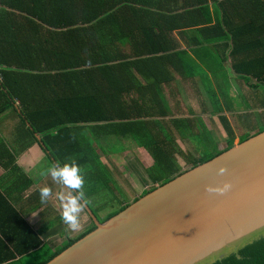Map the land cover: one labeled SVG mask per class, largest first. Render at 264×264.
Listing matches in <instances>:
<instances>
[{
  "label": "trees",
  "instance_id": "16d2710c",
  "mask_svg": "<svg viewBox=\"0 0 264 264\" xmlns=\"http://www.w3.org/2000/svg\"><path fill=\"white\" fill-rule=\"evenodd\" d=\"M171 1L0 0V114L16 111L24 127L31 124L28 131L43 135V144L55 161H76L90 201L95 190L103 188L128 196L103 162L102 140L121 138L147 153L151 165L145 169L154 184L143 195L236 142L234 126L224 115L220 100L228 95L225 83L219 84L215 73V88L199 61L212 72L211 64L199 59L198 52L195 57L180 50V44L168 37L169 32L187 33L194 28L192 24L199 23L198 14L208 9L207 0H198L204 5L201 9H192L193 0ZM154 6L165 7L156 10ZM228 20L225 17L223 22L198 29L204 35L195 41L190 35L194 46L225 42L226 57L221 64L229 59L233 78L249 91L264 95V13H254L248 24L241 23L244 18L239 14ZM176 72L185 79L200 78L213 110L201 92L194 93L200 112L207 116L197 115L203 119L199 125L215 115L227 136L223 149H219L217 139L204 136V129L199 133L190 115L177 117L167 89L170 86L176 95L180 93L173 84ZM186 131L190 132L188 140L200 136L194 153L180 147L179 141L187 140L182 137L188 136ZM263 131L264 127L253 135ZM210 147L215 150L210 151ZM94 183L99 186L94 187ZM119 203L120 209L103 222L131 204ZM14 211L23 225L8 239L13 244L20 237L26 244L24 250L9 253L7 264H47L96 228L93 221L87 232L58 250L44 248L39 252L44 246L41 236ZM43 252L47 253L42 256ZM30 255L34 259H27ZM213 264H264V236L241 248L238 255L232 253Z\"/></svg>",
  "mask_w": 264,
  "mask_h": 264
},
{
  "label": "water",
  "instance_id": "95a60500",
  "mask_svg": "<svg viewBox=\"0 0 264 264\" xmlns=\"http://www.w3.org/2000/svg\"><path fill=\"white\" fill-rule=\"evenodd\" d=\"M85 209L96 228L47 264H213L238 255L264 236V131L105 222L89 203Z\"/></svg>",
  "mask_w": 264,
  "mask_h": 264
},
{
  "label": "crops",
  "instance_id": "0c3cea01",
  "mask_svg": "<svg viewBox=\"0 0 264 264\" xmlns=\"http://www.w3.org/2000/svg\"><path fill=\"white\" fill-rule=\"evenodd\" d=\"M154 1L157 3L165 2V0ZM169 1L172 2L171 0ZM179 1L181 3L182 0ZM205 3L208 9L205 13L198 14L199 23L192 24L194 28H190L187 33L179 30L174 31V34L169 32L168 37L172 38L175 44H180V50L189 51L195 57L196 52H198L199 59L211 64V70H214L212 72L199 61L202 67L201 71L207 78L209 77L208 80L216 88L214 84L215 73L221 74L226 71L225 74L227 75H235L229 59L221 64L225 60L224 57H226V49L222 47L225 42H216L198 47L194 46L190 35L194 36L193 39L195 41L204 35V33L199 32L200 29L211 27L217 22H223L225 17L227 20H233L234 15L238 14L244 18L241 23L248 24L251 21L249 20L250 17L254 13H264V0H207ZM192 5V9L204 7L198 0H193ZM164 7L154 6L156 10H161ZM228 21L230 22L231 20ZM222 26L225 27V24L223 23ZM176 77L177 80L173 84L179 88L180 93L176 95L171 91L170 86L167 89H170L172 100L175 101V103L172 102V105L177 109L176 112L178 111L177 117L182 116L184 118L183 110L185 107L180 96L185 93V90H188L193 95L195 92L204 94L202 90L204 86L200 78H196V80L185 79L178 72H176ZM139 79L144 81L141 77ZM204 98L208 108L212 111L213 108L208 97L204 95ZM196 107L198 106L195 102L192 104V110L187 107L188 113L192 115L194 111H197L199 115L207 117ZM214 122L220 126L219 121ZM215 123H212V125H215ZM27 128L32 129L29 124L24 127L23 120L16 111L9 110L0 114V264H7L10 261L6 258L9 253L16 251V249L24 250L26 244L20 237L16 238V242L13 241V244L8 239L11 233H16L18 228L23 225L14 209L25 217L44 241V246L40 248L39 252L47 247L54 252L64 246L69 240L87 232L93 225L91 216L84 209L80 214L79 229L66 231V225L61 218V205L58 198L54 195L46 205H41L39 188L48 186L53 189L54 193L60 191V187L51 178L49 179V176L45 175L47 169L56 161L44 146L43 135H34ZM238 140L236 138V142ZM32 257L35 256L30 255L27 259L31 260Z\"/></svg>",
  "mask_w": 264,
  "mask_h": 264
},
{
  "label": "rangeland",
  "instance_id": "374dc122",
  "mask_svg": "<svg viewBox=\"0 0 264 264\" xmlns=\"http://www.w3.org/2000/svg\"><path fill=\"white\" fill-rule=\"evenodd\" d=\"M225 73L226 71H223L221 74L217 75L218 78H220L219 84L225 83V91H228V95L225 99L220 98L222 106L225 109L224 115L227 116L228 121L234 126L235 136L238 139L247 135H253L264 127V95L261 92L257 95L255 92L249 91V89L244 86L242 81H239L238 79L233 78L232 75H227ZM216 79L217 78L215 77V85H217ZM200 86L202 88L201 84ZM202 90L204 91L203 95H206L204 88H202ZM184 92L185 93L180 96L185 107L183 110L184 118L190 115L189 117L195 123V128L197 127V129L200 130L199 133L203 132L204 129V136L207 135V138L212 136L217 139L219 149H223L225 147V139L227 136L224 134L223 126H219V124L214 122L218 121L217 117L212 115L211 117H208L212 119H206L202 126L199 125V121L203 119L197 116L199 115L197 111H194V114L192 115L187 111V107L191 109L194 102L198 106L196 108L201 110L199 106L200 104L195 99L196 95L189 93L188 90H185ZM172 102L175 103L174 100H172ZM225 105L230 108L229 111H227ZM178 118L184 119L182 116ZM212 123H215V125H212ZM186 134L188 136L182 137L187 138V140L179 141L180 147L186 152L194 153L196 152L197 144L200 143V136L197 134V136H193L188 140L190 132L186 131ZM102 141V146L105 148V153L101 151L103 162L110 170H112L116 181L120 183L121 187H123L128 196L126 197L120 194L112 193L105 188L95 190V194L91 196V201L89 198L88 199L96 215L99 219H101V222H103L102 220H105L108 215L120 209L119 202L128 201V203H134V197L141 198V195L153 187L154 184L147 174V169H145L147 166L151 165V161L149 162V158L146 157V152L140 151L136 147L134 148L133 142L123 143L121 138L111 137ZM198 148L203 150L201 145L198 146ZM209 149L210 151H214L215 147H210ZM180 161L182 163V159H180ZM184 168L186 169L187 167L184 166ZM50 178L51 177L49 176V179ZM92 185L94 187L99 186V184L96 183ZM84 189L87 193V186H85ZM47 248L50 249L49 247ZM46 253L47 252H43L41 255L43 256ZM32 258L34 259V257Z\"/></svg>",
  "mask_w": 264,
  "mask_h": 264
},
{
  "label": "clouds",
  "instance_id": "9594fccd",
  "mask_svg": "<svg viewBox=\"0 0 264 264\" xmlns=\"http://www.w3.org/2000/svg\"><path fill=\"white\" fill-rule=\"evenodd\" d=\"M45 175L50 176L52 181L60 187V191L53 192L48 186L39 188V198L41 205H46L54 195L61 205V218L66 225V231H75L80 227V214L89 203L85 192V179L80 165L72 160L69 162L56 161L49 167ZM229 185H225L222 190L211 188L206 191H226Z\"/></svg>",
  "mask_w": 264,
  "mask_h": 264
},
{
  "label": "flooded vegetation",
  "instance_id": "af4514ba",
  "mask_svg": "<svg viewBox=\"0 0 264 264\" xmlns=\"http://www.w3.org/2000/svg\"><path fill=\"white\" fill-rule=\"evenodd\" d=\"M101 221V219H99Z\"/></svg>",
  "mask_w": 264,
  "mask_h": 264
}]
</instances>
